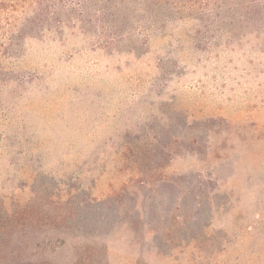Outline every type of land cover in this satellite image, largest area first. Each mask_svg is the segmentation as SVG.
I'll list each match as a JSON object with an SVG mask.
<instances>
[{
	"label": "rangeland",
	"instance_id": "1",
	"mask_svg": "<svg viewBox=\"0 0 264 264\" xmlns=\"http://www.w3.org/2000/svg\"><path fill=\"white\" fill-rule=\"evenodd\" d=\"M53 1L0 9V264H264V13Z\"/></svg>",
	"mask_w": 264,
	"mask_h": 264
},
{
	"label": "trees",
	"instance_id": "2",
	"mask_svg": "<svg viewBox=\"0 0 264 264\" xmlns=\"http://www.w3.org/2000/svg\"><path fill=\"white\" fill-rule=\"evenodd\" d=\"M243 6L250 7L253 11L264 13V0H247ZM60 4V2H58ZM30 5L37 16L45 14L52 7L59 9L62 5L56 4L53 0H0V9L14 10L20 5ZM57 7V8H56Z\"/></svg>",
	"mask_w": 264,
	"mask_h": 264
}]
</instances>
